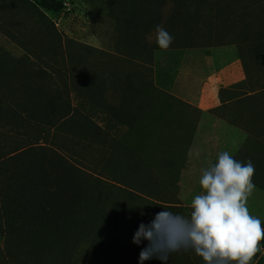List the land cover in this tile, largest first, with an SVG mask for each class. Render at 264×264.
I'll return each mask as SVG.
<instances>
[{
    "label": "trees",
    "instance_id": "16d2710c",
    "mask_svg": "<svg viewBox=\"0 0 264 264\" xmlns=\"http://www.w3.org/2000/svg\"><path fill=\"white\" fill-rule=\"evenodd\" d=\"M124 1L116 16L123 27L116 31L132 67L105 76L71 68L73 52L65 50L72 41L46 14L61 9L58 0H0V34L23 53L0 48V264H78L80 248L87 253L81 264H136L143 248L132 243L138 226L164 208L182 215L174 203L142 194L143 185L142 193L126 191L128 184L110 175L115 181H103L125 195L109 190L108 208L97 199L103 194L91 193L92 183L102 181L61 154L70 143L83 149L109 144L89 113L102 114L108 128L130 132L143 110L155 111L157 92L142 69L163 51L155 40L147 42L157 25L174 37L167 50L236 48L244 77L219 90L220 105L212 111L238 109L237 116L225 117L246 134L234 158L252 161L253 182L264 190V0ZM110 91L120 94L117 105ZM168 102L158 111L169 109ZM118 209L124 214L117 216ZM112 217L124 219L122 226L112 225ZM260 247L264 252V240Z\"/></svg>",
    "mask_w": 264,
    "mask_h": 264
},
{
    "label": "rangeland",
    "instance_id": "374dc122",
    "mask_svg": "<svg viewBox=\"0 0 264 264\" xmlns=\"http://www.w3.org/2000/svg\"><path fill=\"white\" fill-rule=\"evenodd\" d=\"M58 1L61 3V9L46 14L54 22L60 34L72 41L70 49L66 47L65 50V52L68 50L73 52L71 55L74 56H72L74 62L69 63L71 68H80L82 72L96 71L108 76L106 74L111 69L124 74L132 67L122 57L123 49H119L121 42L117 37V31L123 27V24L116 20L119 5L128 2L124 0ZM149 37L150 35L147 37L148 43L152 42ZM0 48L16 57L23 55L21 50L1 34ZM84 48H88L89 53H86ZM238 58L234 46L193 47L154 52L152 66L150 65L151 72L148 71L149 66L146 67L147 70L142 69V71L157 92L155 111L143 110L139 118L140 122L134 125L130 132L121 126L108 128L104 124L102 114L89 113L101 126L103 130L101 132L106 133L109 144H94L83 149L70 143V146L66 145L69 151L61 153L62 156L67 162L79 165L88 171L87 177L102 181L97 185L92 183L91 193L103 194V197L97 199L108 208H112L109 204V190L125 195L124 191L118 192L117 189L110 187L111 183L103 181L104 178L115 181L113 179L115 177L121 180V184L124 185L122 182L128 184L125 187L126 191L142 193L139 188L143 185L146 189L142 194L156 200H168L180 208L182 215L187 216L190 212V201L201 192L199 178L202 169L207 167L209 161L213 159L216 161L221 151L227 150L234 156L246 139L242 129L230 125L225 120V117L237 116L238 109L212 111L219 104L217 99L219 85L226 87L240 77L241 62ZM230 60L233 61L229 64L225 63ZM228 67L230 69H227ZM108 99L110 103L117 105L120 94L110 91ZM166 101L171 104L170 108L163 113L159 112L160 105ZM200 102L210 107L208 115L202 116L196 108ZM158 113L163 117L156 118ZM217 115L223 119L218 118ZM147 116H150V119ZM102 137L105 138L104 135ZM73 139L70 137L69 141ZM111 141L115 144L116 154L112 153ZM116 143H120L123 147H118ZM110 164L115 168H110L108 166ZM109 175L114 177L111 178ZM122 204L125 206L126 203ZM113 206L118 207L119 204L114 203ZM247 207L251 215L260 218L264 227V190L256 186L248 199ZM118 210L120 212L117 216L125 212L123 209ZM123 220L115 221L112 217L109 222L114 226H122ZM144 243L146 246L148 242L142 241L139 246L145 247ZM84 251L86 250L80 248L77 252L76 259L80 261L78 264L84 262L87 255ZM131 261H126V264H133ZM144 264H163V262L153 258L146 260ZM168 264H204V262L189 250L172 253ZM252 264H264L263 249L253 258Z\"/></svg>",
    "mask_w": 264,
    "mask_h": 264
},
{
    "label": "clouds",
    "instance_id": "9594fccd",
    "mask_svg": "<svg viewBox=\"0 0 264 264\" xmlns=\"http://www.w3.org/2000/svg\"><path fill=\"white\" fill-rule=\"evenodd\" d=\"M154 40L159 49L167 50L174 37L157 25ZM254 173L251 160L241 162L221 151L202 169L201 192L190 201L187 216L164 208L148 224L138 226L132 243L148 242L139 253V264L153 258L168 264L172 253L189 250L204 264H252L264 240L260 218L247 207L256 187Z\"/></svg>",
    "mask_w": 264,
    "mask_h": 264
},
{
    "label": "crops",
    "instance_id": "0c3cea01",
    "mask_svg": "<svg viewBox=\"0 0 264 264\" xmlns=\"http://www.w3.org/2000/svg\"><path fill=\"white\" fill-rule=\"evenodd\" d=\"M225 47H227V46H223V47H217V48H225ZM236 49V48H235ZM236 53H237V51H236ZM222 54L220 53V56H221ZM216 56L214 55V58H215ZM220 59H221V57H220ZM239 59V58H238ZM214 61V60H213ZM233 60H230V61H228V62H225L226 64H229V63H231ZM239 62H240V60H239ZM214 63H215V61H214ZM230 67V66H229ZM227 68V69H230V68ZM240 67H241V63H240ZM211 75H212V73H211ZM243 77H244V75H243V70H242V67H241V72H240V77L237 79V80H235V81H232V82H230L229 84H227V86L226 87H228V86H230V85H232V84H234V83H236V82H239V81H241L242 79H243ZM211 78H213V75H212V77ZM218 79H220L219 77H218ZM221 81V80H220ZM224 86V87H223ZM223 86H221V85H219V88L221 89V88H226L225 87V85H223ZM208 87V86H207ZM219 89V90H220ZM219 90H218V92H219ZM217 99H218V102H219V104L216 106V107H218L219 105H220V101H219V98H218V93H217ZM215 107V108H216ZM196 108L198 109V111H200V113L202 114V116L203 115H208L209 113H208V109L210 108L209 106H207L206 105V103H204L203 104V102H200V104L198 105V106H196ZM209 162H215L214 161V159L213 160H211V161H209Z\"/></svg>",
    "mask_w": 264,
    "mask_h": 264
}]
</instances>
